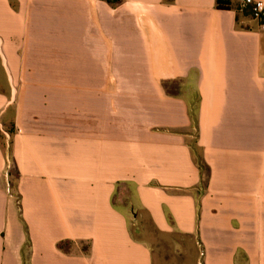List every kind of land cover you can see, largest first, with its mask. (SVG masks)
<instances>
[{
  "label": "crops",
  "instance_id": "1",
  "mask_svg": "<svg viewBox=\"0 0 264 264\" xmlns=\"http://www.w3.org/2000/svg\"><path fill=\"white\" fill-rule=\"evenodd\" d=\"M247 8L0 0V264H155L148 227L201 264H264V22Z\"/></svg>",
  "mask_w": 264,
  "mask_h": 264
},
{
  "label": "rangeland",
  "instance_id": "2",
  "mask_svg": "<svg viewBox=\"0 0 264 264\" xmlns=\"http://www.w3.org/2000/svg\"><path fill=\"white\" fill-rule=\"evenodd\" d=\"M3 129L0 130V143L2 144L7 143V140L4 141L5 133L11 137L14 134V127L12 128V125H7L6 128ZM8 152L9 154H11L10 147L8 148ZM9 164L10 169L8 168V174L16 175L15 168L13 166V161L11 158ZM12 181L14 183L15 177L12 178ZM130 217L133 218V215H130ZM147 230L148 231L143 232L142 237L148 238V240L153 239L152 242H154V248L155 246L156 248H158V251L155 248V264H201L198 259V254L196 250L193 249L194 245L191 239L178 235L172 237L162 236L150 227H148Z\"/></svg>",
  "mask_w": 264,
  "mask_h": 264
},
{
  "label": "built area",
  "instance_id": "3",
  "mask_svg": "<svg viewBox=\"0 0 264 264\" xmlns=\"http://www.w3.org/2000/svg\"><path fill=\"white\" fill-rule=\"evenodd\" d=\"M244 3L251 8V14L261 22H264V2L258 0H244Z\"/></svg>",
  "mask_w": 264,
  "mask_h": 264
},
{
  "label": "trees",
  "instance_id": "4",
  "mask_svg": "<svg viewBox=\"0 0 264 264\" xmlns=\"http://www.w3.org/2000/svg\"><path fill=\"white\" fill-rule=\"evenodd\" d=\"M108 1L112 2V3L117 2V0H108ZM217 7H218V9H221V10H230L232 8V0H217ZM245 11H246V13H251V8H249V9L247 8ZM192 115H193L195 123H197V117H196L197 111L194 110ZM194 151H196L195 147H194ZM196 154H197V152H196ZM197 158H198V162H199L201 168L204 169V165L202 164L201 159H200L198 154H197Z\"/></svg>",
  "mask_w": 264,
  "mask_h": 264
}]
</instances>
